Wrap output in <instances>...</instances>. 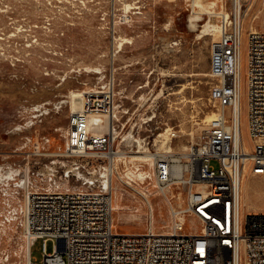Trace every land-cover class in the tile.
<instances>
[{
  "label": "built area",
  "instance_id": "2783aa9c",
  "mask_svg": "<svg viewBox=\"0 0 264 264\" xmlns=\"http://www.w3.org/2000/svg\"><path fill=\"white\" fill-rule=\"evenodd\" d=\"M111 1L102 12L100 0H34L38 12L54 13L42 16L45 29L54 27L57 13L70 17L69 7L76 6L78 18H109L115 34L118 14ZM254 2L221 0L205 14L217 26L208 72L215 113L196 139L174 150L182 136L174 127L156 134L150 127L146 135L137 126L126 131L123 118L130 109L116 101L114 83L84 90L81 112L70 114L61 133L64 148L52 152L44 137L27 152L23 149L31 138H26L13 152L18 159L0 163V244L4 237L7 243L24 237L30 264L32 243L39 239L44 264H264V213L242 216L245 166L253 177H264V28L246 36L252 151L242 144L238 110L244 21ZM9 7L0 0V10ZM122 17L128 20L126 11ZM56 35L63 38L66 30L59 27ZM139 172L141 183H154L169 206L167 232L149 226L143 233L115 229V182L131 189ZM154 214L152 209L150 218ZM188 218L199 222L196 232L186 231ZM48 242L54 243L52 252H47Z\"/></svg>",
  "mask_w": 264,
  "mask_h": 264
},
{
  "label": "rangeland",
  "instance_id": "374dc122",
  "mask_svg": "<svg viewBox=\"0 0 264 264\" xmlns=\"http://www.w3.org/2000/svg\"><path fill=\"white\" fill-rule=\"evenodd\" d=\"M39 1L47 3V0ZM6 2L11 7L0 10V163L18 159L13 152L21 148L26 138H31L23 149L27 152H32L34 145L44 137L55 141L52 152L59 150L58 146L64 148L61 133L68 124L71 111L70 104L61 101L69 100L72 91L90 90L108 81L115 84L118 104L130 109L123 118L128 122L126 131L137 126L141 134L146 135L151 133L150 127L155 134L174 127L182 134L174 142V150H181L193 136L196 139L207 124L201 120L209 112H215L209 102L211 78L208 75L210 49L215 38L211 35L200 38L198 33L202 27L191 28V0H139L140 13L126 12V21L122 17L125 13L121 9L122 2L115 0L118 14L115 34L109 28L112 24H107L109 18L100 22L93 17L78 18L76 6L69 7L70 17L57 13L54 27L45 29L41 20L45 14L54 15L53 12H38L34 0ZM111 4V0H100L101 11H107ZM262 10L263 1L255 0L245 20L242 43V129L250 151L254 140L247 126L246 36L253 14L258 15L252 23L254 27L264 28ZM204 23V20L198 21V25ZM59 27L66 30L63 38L56 35ZM113 35L133 37L132 43L124 44L119 52ZM37 106H43L42 110H49V113L42 115V111H35ZM146 118H153L150 125L139 127ZM153 137L156 136L151 140ZM252 177L248 169L243 191V217L264 213V177ZM115 186L119 190V184L115 182ZM122 192L121 200L133 199L126 190ZM151 200L155 211L154 230L162 232L170 223L169 206L162 195L152 196ZM114 217L117 229L123 233H143L149 226L148 210L142 223L119 219L118 213ZM165 218L169 219L167 227ZM199 226L198 221L188 218L186 231L196 232ZM7 240L4 237L0 244V264H26L24 237L10 243ZM42 243L41 239L32 243L31 264H44ZM46 249L52 252L54 243L48 242ZM6 251L11 253L8 261L4 260Z\"/></svg>",
  "mask_w": 264,
  "mask_h": 264
},
{
  "label": "bare ground",
  "instance_id": "6f19581e",
  "mask_svg": "<svg viewBox=\"0 0 264 264\" xmlns=\"http://www.w3.org/2000/svg\"><path fill=\"white\" fill-rule=\"evenodd\" d=\"M120 1L123 4L122 5L123 8H121V9H124V11H126V12H132L134 14L140 13V11L138 10V9L141 8L140 5H138L139 0H135V1H131V2H129L128 0H120ZM171 1H173V0H171ZM191 1H192V5H193V11L189 15V22H190L191 28L193 27L194 29H196L197 27H202L201 31H199V33H198V36L200 38H203L204 36H207V35H211L216 40L217 39V26H216L215 20L212 18L211 15L210 16H207V18H205V19H204V17H205V14L208 13L210 6H212L215 3H219L221 0H191ZM262 1H263V4H264V0H262ZM135 9H137L138 11H133ZM260 10L261 9H259L258 11H260ZM262 11H264V10H262ZM257 16H258L257 14H253L252 15V17L250 19V24L251 25H250V29L249 30H253V31L254 30H258L252 24L253 21H254V19ZM200 20H204L205 23L203 25H198V21H200ZM245 20H246V18H245ZM244 22L245 23H244L243 34H245V32H246V26H245L246 25V21H244ZM115 38H116V41H115L116 48L119 49V52H120L123 49L124 44H126V43H129V44L132 43V38L133 37L132 38H127L126 36L124 37V36L121 35V36H116ZM241 66H243V62L242 61H241ZM240 88H241V94H240V99H239V102H238V110H239V120H240V124H241L242 123V114H243L242 113L243 112L242 111L243 110V108H242V98H243L242 97V85H241ZM88 89H90V88H88ZM83 92L84 91H72V92H70V94L68 96L69 97V100H67V101L66 100L61 101L63 103L68 102L70 104V111H71V113H79V112H81L82 106H83V101H82ZM39 108H41V109H39ZM42 108H43V106H37V107H35V109L37 111H42V115L49 113V110L48 111L47 110H42ZM214 113H215L214 111L209 112L203 118V120H201V121L204 122V123L210 121L214 117ZM247 117H251V109H247ZM192 134H194V133H192ZM241 138H242V144H243L244 148L247 150V145H246V143L244 141L243 132L241 133ZM50 142L51 143H53V142L55 143L54 140H52V141L50 140ZM57 149H61V146H58ZM127 167H128V170H130L129 165H127ZM247 170H248V165L245 166V171H247ZM134 176H135V178L137 180V183L136 184H134V183L132 184L131 190L122 188L120 186H119V190H117L116 188H114L113 191L117 193V199H116V197L114 198V200H113V207H114V212L116 214L118 213V218L119 219L130 220V221H137V222H141L142 223L144 221L143 220V216L145 215L146 210H148L149 215H150L151 214V210L154 209V203L151 200V197L152 196H156L157 195V192L154 189V183H144V184L141 183V181L143 180V173L142 172H139V174L136 173V174H134ZM254 178H256V177H254ZM246 184H248V182ZM245 187L246 186H245V178H244L243 179V183H242V193H243ZM121 190L122 191L123 190H126L127 193L133 199L132 200H121L122 199V196H123V192ZM243 195L244 194H242V203H243ZM161 215H163V212H161ZM168 220H169L168 218H165L166 227H167V225L169 223ZM153 223H154V220L152 218H150V220H149V227L152 230H154ZM115 229L117 230L116 224H115ZM167 231H168L167 228H165L163 230V232H167ZM23 249H25V260H26V264H30L29 244L25 242V245H24Z\"/></svg>",
  "mask_w": 264,
  "mask_h": 264
}]
</instances>
